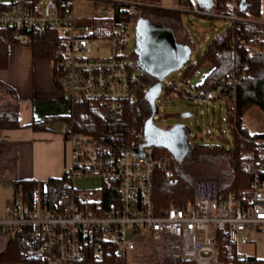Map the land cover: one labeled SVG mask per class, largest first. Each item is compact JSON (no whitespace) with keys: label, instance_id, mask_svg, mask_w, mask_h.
<instances>
[{"label":"built area","instance_id":"2783aa9c","mask_svg":"<svg viewBox=\"0 0 264 264\" xmlns=\"http://www.w3.org/2000/svg\"><path fill=\"white\" fill-rule=\"evenodd\" d=\"M78 1L0 0V27L55 29L63 43L55 81L69 110L77 101L92 100L121 115L125 103L138 100L147 88L136 47L129 44L131 23L151 2L84 0L92 6L81 12ZM241 5L242 0H223L220 10L198 12L232 23L250 20L240 14ZM17 37L21 43L28 42L20 32ZM100 39L110 41L109 54L92 53ZM243 76L232 74L213 88L197 86L194 93L180 81L172 94L197 103L219 98L234 106ZM63 135L69 145L63 176L70 186L53 203L30 204L18 194L8 203L2 225L3 231L13 234L29 225L41 264H76L86 257L91 243L99 254L111 244L125 264H227L220 230L236 245L255 241L264 232V137L256 138L259 155L244 165L253 172V184L243 198L222 195L216 178L198 177L189 204L172 202L158 212L156 172L175 178L171 155L164 147L146 144L144 132L101 141L80 132L73 117L65 122ZM91 179L99 180L93 185L78 183ZM107 185L112 195L108 203Z\"/></svg>","mask_w":264,"mask_h":264},{"label":"trees","instance_id":"16d2710c","mask_svg":"<svg viewBox=\"0 0 264 264\" xmlns=\"http://www.w3.org/2000/svg\"><path fill=\"white\" fill-rule=\"evenodd\" d=\"M146 1L151 4L142 8V15L137 17L138 19L148 18L154 22L168 24L173 28L174 26L182 27L183 38L181 40L178 38V40L187 44L191 42L189 32L182 23L181 9L157 5L161 0ZM222 1L216 0L213 9L220 10ZM178 2L182 8L197 9L195 0H178ZM261 12L262 0H242L240 14L251 19L232 23L225 31L212 39L202 54L189 59V68L181 78L182 82H189L201 64L206 62L212 64L208 75L198 85L200 88H213L232 74L241 72L244 74L238 83L235 105L227 104L232 138H227V144L202 143L191 141L190 138V148L183 159H179L164 147V150L171 155L175 178L170 180L164 171L156 172L154 201L158 212L169 207L172 202L185 206L193 200L194 181L199 175L195 170L185 166V163L188 162L207 161L212 165L216 160H224L229 169L211 173L208 176V178H216L219 181L222 195L233 193L237 197L243 198L252 187L253 172L247 170L244 165L259 155L256 138L264 137V132L252 133L249 131L244 124V116L253 106L260 107L264 112V24L258 22ZM17 32L28 37L26 44L32 46L35 58L54 61L56 73L57 65L61 61L63 43L55 29L41 27L20 29L0 27V68L9 66L10 45L21 43ZM240 39L243 41L241 42ZM141 74L147 88L138 100L125 103V109L121 115L99 102L80 100L75 103L73 110L47 120L61 118L67 121L73 117L80 132L105 142H112L118 135L143 133L147 121L154 113L153 102L148 91L156 86L158 78L146 71H142ZM177 82L164 83L167 92H174ZM0 90L10 92L15 97L12 107L0 111V127H20L19 104L15 89L0 79ZM34 126L36 128L44 127L43 123H35ZM69 186L70 183L64 176L50 177L47 180L24 179L17 183V191L30 202H33L38 191H41L44 200L53 203ZM105 188L107 192L105 202L108 203L112 195L108 192V185ZM45 189L46 191H44ZM30 235L29 225L22 226L12 234L8 247L1 254L0 260L2 262L41 264V258L36 253L35 244ZM219 235L222 257L230 264H264V258L238 255L236 244L229 241L227 234L220 230ZM76 264H125V262L116 255L111 244H107L104 253L99 254L95 244L91 243L88 246L86 257Z\"/></svg>","mask_w":264,"mask_h":264},{"label":"crops","instance_id":"0c3cea01","mask_svg":"<svg viewBox=\"0 0 264 264\" xmlns=\"http://www.w3.org/2000/svg\"><path fill=\"white\" fill-rule=\"evenodd\" d=\"M216 0H198L201 10H213ZM258 22L264 24V0ZM0 79L12 86L18 97L20 127H0V258L13 233L2 229L6 207L20 194L17 183L24 179L47 180L64 175L69 145L64 135L65 120L50 117L63 115L64 97L55 81L53 60L34 57L32 46L10 45V63L0 68ZM15 97L0 90V111L12 107ZM35 123L44 127L36 128ZM259 234V233H258ZM258 234L256 238L259 239ZM0 264H24L2 262Z\"/></svg>","mask_w":264,"mask_h":264},{"label":"rangeland","instance_id":"374dc122","mask_svg":"<svg viewBox=\"0 0 264 264\" xmlns=\"http://www.w3.org/2000/svg\"><path fill=\"white\" fill-rule=\"evenodd\" d=\"M79 11L87 12L91 9L92 2L80 0L78 1ZM198 0H195V7L198 8ZM160 6L182 10V23L189 32L191 42L187 44L190 50V58L202 54L212 39L225 31L231 24L232 20L218 17L211 14H202L198 9L182 8L178 0H161ZM139 20L132 22L130 25V48L135 49L137 43V27ZM176 35L181 40L183 38V28L174 26ZM110 41L108 39H100L93 44L92 53L98 55H107L110 51ZM212 64L206 62L201 64L195 73L189 79V82H183V87L194 93L195 87L204 81ZM187 63L180 69L173 71L168 75L164 83L180 81L188 71ZM65 103V112L69 111V102L63 98ZM156 112L154 114V123L160 127H171L177 123L185 124L190 131L191 141H200L209 144H227V138H232L231 128L228 119V107L225 101L219 98L194 102L167 92L166 86L163 84L160 94L155 99ZM191 113L184 115V113ZM245 126L252 132H264V112L258 106L250 108L244 116ZM185 166L195 170L199 177L210 176L211 173L228 170V165L224 160H216L212 165L207 161L188 162ZM213 170V171H212ZM93 179L88 181H79L78 183L93 185L98 183ZM46 191V189L44 190ZM43 200L42 192L38 191L35 201ZM259 239L249 243H238L236 245L237 252L247 256H258L264 258V232L258 234ZM227 261V260H226ZM227 264H230L227 261Z\"/></svg>","mask_w":264,"mask_h":264},{"label":"water","instance_id":"95a60500","mask_svg":"<svg viewBox=\"0 0 264 264\" xmlns=\"http://www.w3.org/2000/svg\"><path fill=\"white\" fill-rule=\"evenodd\" d=\"M188 48L187 44L178 40L172 26L148 18L139 20L136 43L138 65L142 71L150 72L158 78L156 86L148 91L154 113L145 126L146 144L168 148L179 159H183L189 151L190 131L183 123L167 128L156 125L153 120L156 112L154 99L160 94L165 78L188 63ZM189 114L191 113H184L185 116Z\"/></svg>","mask_w":264,"mask_h":264},{"label":"flooded vegetation","instance_id":"af4514ba","mask_svg":"<svg viewBox=\"0 0 264 264\" xmlns=\"http://www.w3.org/2000/svg\"><path fill=\"white\" fill-rule=\"evenodd\" d=\"M136 53H137V51H136ZM137 56H139L138 53H137Z\"/></svg>","mask_w":264,"mask_h":264}]
</instances>
